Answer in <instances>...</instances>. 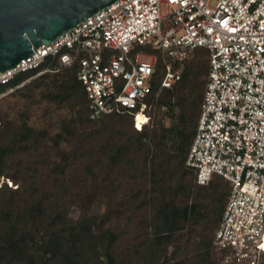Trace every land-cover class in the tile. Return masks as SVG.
<instances>
[{
  "label": "trees",
  "instance_id": "obj_1",
  "mask_svg": "<svg viewBox=\"0 0 264 264\" xmlns=\"http://www.w3.org/2000/svg\"><path fill=\"white\" fill-rule=\"evenodd\" d=\"M48 65L51 70L37 74ZM78 69L77 62L49 60L0 84V173L19 184L0 188V264H217L211 244L231 184L221 176L199 184L187 165L209 51L197 47L178 61L181 77L172 88L161 86L164 62L158 57L145 99L149 121L141 129L135 126L139 108L92 117ZM8 95L65 108L70 114L62 132L36 128L26 115L12 119L1 106ZM164 108L173 120L169 127ZM94 178L109 194L127 197L125 224L99 231L94 216L71 215L80 205L75 188Z\"/></svg>",
  "mask_w": 264,
  "mask_h": 264
},
{
  "label": "built area",
  "instance_id": "obj_2",
  "mask_svg": "<svg viewBox=\"0 0 264 264\" xmlns=\"http://www.w3.org/2000/svg\"><path fill=\"white\" fill-rule=\"evenodd\" d=\"M197 47L209 51V72L187 165L199 184H209L215 176L231 184L212 239V256L218 264H261L264 0H116L1 71L0 84L49 60L77 62L92 117L119 107L139 108L135 126L141 129L149 121L145 99L152 91L158 57L164 62L161 86L172 88L181 77L176 63ZM140 114L146 120L138 124ZM5 186L19 184L0 173V188Z\"/></svg>",
  "mask_w": 264,
  "mask_h": 264
},
{
  "label": "water",
  "instance_id": "obj_3",
  "mask_svg": "<svg viewBox=\"0 0 264 264\" xmlns=\"http://www.w3.org/2000/svg\"><path fill=\"white\" fill-rule=\"evenodd\" d=\"M116 0H0V72Z\"/></svg>",
  "mask_w": 264,
  "mask_h": 264
},
{
  "label": "rangeland",
  "instance_id": "obj_4",
  "mask_svg": "<svg viewBox=\"0 0 264 264\" xmlns=\"http://www.w3.org/2000/svg\"><path fill=\"white\" fill-rule=\"evenodd\" d=\"M162 9L163 12H166L167 6L164 4ZM143 50L147 49L143 48ZM153 53L154 55L156 54V52ZM142 58L149 59L150 57L143 56ZM32 78L33 76L27 78L19 87H22L25 83H29ZM1 101V106L12 119L18 122L27 119L28 123L36 128H47L51 135L62 132L61 124L70 114L65 108L57 107L46 100H27L8 95L1 99ZM163 111H165V126L169 127L172 125L173 120L166 116L167 110L165 108ZM24 115L27 116L26 119L23 118ZM62 145L70 148L67 141H63ZM108 191L107 184L99 178H94L87 183L81 181L74 190L80 205L71 208V215L75 218L81 215L86 217L94 216L99 225L96 229L99 231L106 230L108 227L114 225L125 224L127 222V212L124 211L123 207L128 202L127 197L124 195L115 197L113 194H109ZM172 251L173 248L169 247L166 255L167 258ZM166 257H162V261ZM261 264H264V258Z\"/></svg>",
  "mask_w": 264,
  "mask_h": 264
},
{
  "label": "bare ground",
  "instance_id": "obj_5",
  "mask_svg": "<svg viewBox=\"0 0 264 264\" xmlns=\"http://www.w3.org/2000/svg\"><path fill=\"white\" fill-rule=\"evenodd\" d=\"M145 120H146L145 116L140 114L138 117V124H140L141 121H145Z\"/></svg>",
  "mask_w": 264,
  "mask_h": 264
}]
</instances>
